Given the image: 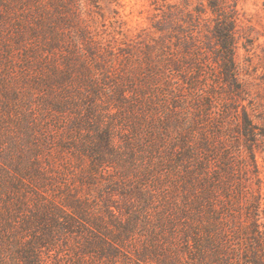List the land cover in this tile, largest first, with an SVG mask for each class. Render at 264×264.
I'll return each mask as SVG.
<instances>
[{
    "label": "rangeland",
    "instance_id": "rangeland-1",
    "mask_svg": "<svg viewBox=\"0 0 264 264\" xmlns=\"http://www.w3.org/2000/svg\"><path fill=\"white\" fill-rule=\"evenodd\" d=\"M9 176L26 233L172 218L184 264H264V0H0L2 207Z\"/></svg>",
    "mask_w": 264,
    "mask_h": 264
},
{
    "label": "trees",
    "instance_id": "trees-1",
    "mask_svg": "<svg viewBox=\"0 0 264 264\" xmlns=\"http://www.w3.org/2000/svg\"><path fill=\"white\" fill-rule=\"evenodd\" d=\"M223 45L228 51L231 50L233 44L230 37L224 38ZM27 169H32V166ZM22 180L9 176L4 183L6 199L5 205L0 206V215L10 214V208L17 205L30 207L27 204L28 196L20 192L25 183ZM36 192L38 198L44 196L42 192ZM34 207L40 212L46 206L41 201L39 203L38 199ZM63 211L71 218H76L75 214L82 213L81 209L76 207H73L70 213L64 209ZM80 217L87 219L84 215ZM29 221L23 219L20 224L15 221H7L6 224L0 222V264H184L180 250L187 251L190 248L186 241L178 244L179 239L172 218L160 223L158 227L152 226L151 236L146 237L142 246L138 248L134 233L126 227L123 234L120 232L114 236L105 237L95 232L93 228L86 227V234L60 238L58 235L26 233L29 231ZM87 222L89 223V220ZM223 242V240L208 242V250L202 248L199 251V260L195 264H236L233 253L235 251L229 250V246ZM248 259L254 264H260L256 257Z\"/></svg>",
    "mask_w": 264,
    "mask_h": 264
}]
</instances>
